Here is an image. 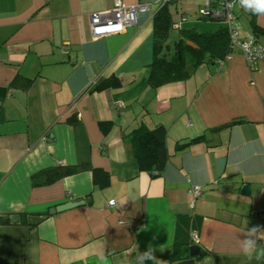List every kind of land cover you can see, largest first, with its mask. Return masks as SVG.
Listing matches in <instances>:
<instances>
[{"label":"crops","instance_id":"crops-1","mask_svg":"<svg viewBox=\"0 0 264 264\" xmlns=\"http://www.w3.org/2000/svg\"><path fill=\"white\" fill-rule=\"evenodd\" d=\"M114 1L0 0V214L18 217L0 223V264H141L137 257L149 250L155 258L143 264H161L175 235L189 239L192 231L200 247L193 264H264L248 262L240 244L247 229L264 226V59L250 67L234 49L219 68L202 63L186 79L150 87L152 18L161 0H121L148 8L123 32L93 37L89 14ZM186 1L170 5L171 22L188 15ZM235 11L248 24H239L238 37L264 46V16L253 14L262 31L253 32L252 13ZM184 25L172 42L169 31L170 49L181 29H191ZM105 78L119 83L92 89ZM232 119L241 121L210 131ZM156 124L166 129L169 158L153 175L139 170L124 135ZM79 163L108 172L109 184L94 185L89 169L30 184L41 168ZM191 185L201 188L196 198Z\"/></svg>","mask_w":264,"mask_h":264},{"label":"trees","instance_id":"trees-1","mask_svg":"<svg viewBox=\"0 0 264 264\" xmlns=\"http://www.w3.org/2000/svg\"><path fill=\"white\" fill-rule=\"evenodd\" d=\"M175 0L160 5L152 18V60L149 64V72L146 82L150 87H157L167 82L186 79L192 71L202 63L215 64L223 60L230 51L229 35L225 26L218 19L210 17H199L204 21H219V27L214 30L199 31L196 29H181V36L174 42L170 49L166 43L170 31L171 13L170 5ZM253 32H262L255 24L254 15L249 21ZM115 78H105L94 83L92 89L99 90L110 86H117ZM241 119H232L229 122L210 128L216 132L222 128L240 122ZM102 127H107L109 122H100ZM204 134L196 136L184 143H177L175 149H181L191 143L202 140ZM166 129L156 124L152 128L139 125L124 135L132 148L133 156L139 170H156L158 175L165 167L169 154L165 145ZM89 169L91 171L92 183L99 188L109 184V174L103 169L90 166L88 163L79 164H57L37 170L29 177L32 186L50 184L64 176L75 174L79 171ZM154 175V174H153ZM20 216L25 217L21 213ZM33 222L26 223L33 225ZM10 221L9 215L0 214V223ZM191 245L188 235L177 233L174 237L169 252L162 259L161 264H193V257L189 255L188 247ZM149 264H158L149 260Z\"/></svg>","mask_w":264,"mask_h":264},{"label":"built area","instance_id":"built-area-1","mask_svg":"<svg viewBox=\"0 0 264 264\" xmlns=\"http://www.w3.org/2000/svg\"><path fill=\"white\" fill-rule=\"evenodd\" d=\"M171 0H161V4ZM218 7H213L210 0H205L197 14L200 17H210L220 20L225 26L229 35L230 51L225 55L223 60H218L216 67L219 68L223 62L231 57V52L236 49L252 67L257 61L264 59V46L259 44L253 37L240 39L238 37L239 23L236 18L235 8L239 5L238 0H217ZM148 8V4H136L132 6L125 5L121 0H115L111 9L95 11L89 14L90 30L93 37H100L107 34L123 32L130 26L137 23V15ZM187 16L180 15L179 20L171 22V29H179L180 23L185 21ZM247 44V49L245 48ZM119 104H117L118 106ZM154 170L152 174H156ZM193 198L201 194L199 185H191L189 188ZM113 204V200L109 201ZM192 244L197 243V233L192 231L189 235Z\"/></svg>","mask_w":264,"mask_h":264},{"label":"clouds","instance_id":"clouds-1","mask_svg":"<svg viewBox=\"0 0 264 264\" xmlns=\"http://www.w3.org/2000/svg\"><path fill=\"white\" fill-rule=\"evenodd\" d=\"M239 6L245 11L254 15L264 16V0H238ZM247 49V44L245 46ZM264 240V226H253L244 233V238L240 241L241 250L248 262L253 259L264 258V247L258 246V241ZM151 250L142 253L137 260L143 264L145 260L154 259Z\"/></svg>","mask_w":264,"mask_h":264},{"label":"rangeland","instance_id":"rangeland-1","mask_svg":"<svg viewBox=\"0 0 264 264\" xmlns=\"http://www.w3.org/2000/svg\"><path fill=\"white\" fill-rule=\"evenodd\" d=\"M199 0H187V4H186V12H187V21L185 22L184 21V26H189L190 28H192L193 26H195V24L198 22L199 23H206V26H210L211 28H215L218 23L217 22H209V21H204L203 19H199L198 17V14H197V4ZM204 1L201 2V6L204 5ZM179 8L177 10V12H174L172 11V16L174 18H177L178 17V14H179ZM236 12V11H235ZM239 13V12H238ZM239 24L241 23L242 24V27L243 28H247L248 27V24H247V17H244L243 15H239ZM176 38V30L174 31V29H171L170 30V33H169V41L172 42L174 39Z\"/></svg>","mask_w":264,"mask_h":264},{"label":"water","instance_id":"water-1","mask_svg":"<svg viewBox=\"0 0 264 264\" xmlns=\"http://www.w3.org/2000/svg\"><path fill=\"white\" fill-rule=\"evenodd\" d=\"M49 136H51V135L49 134ZM241 192H243V193H247L248 192V186L246 184L242 185ZM86 201H87V199L80 200V201L66 202V203H63V204H60V205H56L54 207H50L46 211V213L52 214V213H55V212H59V211H62V210H65V209H68V208L83 204ZM46 213H43V214H46ZM17 219H18L17 215H12L10 217L11 221L17 220ZM188 252H189V255L191 257H194L195 259H198L200 257V247L197 244L190 245L188 247Z\"/></svg>","mask_w":264,"mask_h":264}]
</instances>
